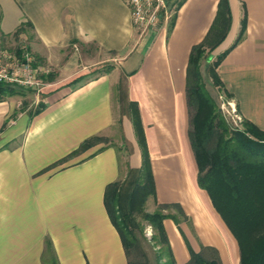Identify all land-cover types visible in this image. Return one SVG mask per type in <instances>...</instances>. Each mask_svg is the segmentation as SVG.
I'll return each mask as SVG.
<instances>
[{
    "label": "crops",
    "instance_id": "obj_1",
    "mask_svg": "<svg viewBox=\"0 0 264 264\" xmlns=\"http://www.w3.org/2000/svg\"><path fill=\"white\" fill-rule=\"evenodd\" d=\"M219 1L181 0L154 33L141 34L123 0H0V45L24 38L52 68L40 94L20 91L0 101V264H51L53 257L57 264H128L104 205L105 187L123 175L117 148L98 151L97 144L57 163L85 139L118 132L138 168L129 102L151 161L153 201L183 210L178 224L163 221L176 263L189 260L188 244L194 252L214 248L221 264H239L236 239L197 184L189 140V55ZM226 1L229 31L200 71L219 105L225 94L207 66L235 41L244 6V36L215 71L242 119L264 130V0Z\"/></svg>",
    "mask_w": 264,
    "mask_h": 264
},
{
    "label": "trees",
    "instance_id": "obj_2",
    "mask_svg": "<svg viewBox=\"0 0 264 264\" xmlns=\"http://www.w3.org/2000/svg\"><path fill=\"white\" fill-rule=\"evenodd\" d=\"M180 3L181 1L177 7ZM243 9L240 30L235 41L207 66V72L218 92H223L228 99L231 95L225 91L215 69L244 36V6ZM230 23L227 1L220 0L209 32L201 43L191 49L186 71L189 140L198 169L197 184L207 193L214 209L236 239L239 264H264V130L244 119L241 127H233L223 117L218 103L207 91L200 71L202 61L207 60L211 51L226 37ZM20 93L0 84V101ZM43 107V104H39L34 113H39ZM128 108L140 151L141 165L133 168L126 163L124 178L105 187L104 205L119 234L128 264H146L145 260L131 258L132 250L139 251L136 236L140 228L138 219L145 221L153 230L150 241L157 250L155 264H177L163 221L171 218L178 224L179 218L168 210L174 209L184 217L183 210L178 204L157 203L153 212L145 210L148 199L154 200L155 183L137 106L129 102ZM107 140L104 136H91L57 164L97 144H103L98 150L100 151L107 146ZM187 248L189 260L184 264H221L214 248L203 247L200 252H194L188 244ZM45 251L51 253L48 239L45 240ZM140 254L144 255L143 252ZM51 264H57L54 257Z\"/></svg>",
    "mask_w": 264,
    "mask_h": 264
},
{
    "label": "built area",
    "instance_id": "obj_3",
    "mask_svg": "<svg viewBox=\"0 0 264 264\" xmlns=\"http://www.w3.org/2000/svg\"><path fill=\"white\" fill-rule=\"evenodd\" d=\"M130 10L131 23L140 33H154L160 20L168 18L181 0H123ZM52 68L39 63L31 53L24 38L16 45H0V84L16 91H33L40 94L44 88L43 77ZM219 108L223 117L233 127H241L242 117L234 102L219 94Z\"/></svg>",
    "mask_w": 264,
    "mask_h": 264
},
{
    "label": "rangeland",
    "instance_id": "obj_4",
    "mask_svg": "<svg viewBox=\"0 0 264 264\" xmlns=\"http://www.w3.org/2000/svg\"><path fill=\"white\" fill-rule=\"evenodd\" d=\"M214 59V58H213ZM207 90L209 93L212 95V97L216 100V92L215 89L212 87L211 83L208 81L207 84ZM108 140L107 145H113L117 150L119 151V160L121 164V170H122V178H124V173L126 171V163L128 162L130 164L131 160L133 161L134 159H131L130 157V149L128 145L125 143V141L120 137L118 132L112 133L111 136L106 137ZM103 145V144H102ZM131 166V164H130ZM135 168L134 166H131ZM145 210L147 212H153L156 210V204L154 203L153 199L150 198L146 202L145 205ZM170 213H173L177 217H181L178 212L174 209L168 210ZM140 228L137 230V240L139 244V251L137 252L135 250H132V255L131 258H134L136 260H145L146 264H155L156 262V253L157 250L154 248V246L151 243V236L153 234V230L150 226L147 225V223L143 220L138 219ZM140 252H143L144 255L142 256ZM164 261V259H162Z\"/></svg>",
    "mask_w": 264,
    "mask_h": 264
}]
</instances>
